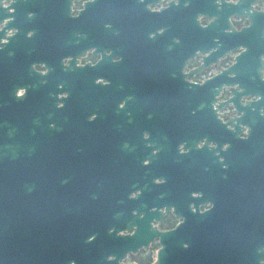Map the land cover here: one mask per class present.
<instances>
[{
    "label": "flooded vegetation",
    "instance_id": "flooded-vegetation-1",
    "mask_svg": "<svg viewBox=\"0 0 264 264\" xmlns=\"http://www.w3.org/2000/svg\"><path fill=\"white\" fill-rule=\"evenodd\" d=\"M188 1L0 0V108L52 199L100 203L101 255L117 235L202 226L243 241L234 263L257 245L264 264V0L227 12L221 54L202 37L215 15Z\"/></svg>",
    "mask_w": 264,
    "mask_h": 264
},
{
    "label": "water",
    "instance_id": "water-1",
    "mask_svg": "<svg viewBox=\"0 0 264 264\" xmlns=\"http://www.w3.org/2000/svg\"><path fill=\"white\" fill-rule=\"evenodd\" d=\"M188 2L193 5V0ZM197 3L204 14L215 15L201 26L203 43L215 44L216 54H221L227 46L225 16L242 0H220L219 9L215 0ZM225 71L202 84L219 86L226 81ZM18 115L12 113L8 120L0 108V264H135L121 258L127 250L145 246L154 235L159 245L149 264H236L232 258L238 252L233 246L243 241L226 234H208L202 226L183 229L177 225L163 231L151 227L148 233L117 235L122 243L101 255L99 220L86 217L88 211L97 214L100 203L86 202L77 188H70L68 201L51 198L52 188L38 184L34 140L25 138ZM256 246L247 253L249 264H261Z\"/></svg>",
    "mask_w": 264,
    "mask_h": 264
},
{
    "label": "rangeland",
    "instance_id": "rangeland-1",
    "mask_svg": "<svg viewBox=\"0 0 264 264\" xmlns=\"http://www.w3.org/2000/svg\"><path fill=\"white\" fill-rule=\"evenodd\" d=\"M154 252H155V251H153V255H152V258H153V256H154Z\"/></svg>",
    "mask_w": 264,
    "mask_h": 264
}]
</instances>
